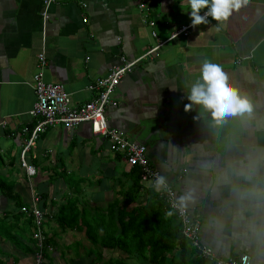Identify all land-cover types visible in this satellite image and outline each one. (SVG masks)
Returning <instances> with one entry per match:
<instances>
[{
    "label": "crops",
    "instance_id": "crops-1",
    "mask_svg": "<svg viewBox=\"0 0 264 264\" xmlns=\"http://www.w3.org/2000/svg\"><path fill=\"white\" fill-rule=\"evenodd\" d=\"M44 9V0H0V261L34 264L35 224L22 208L35 207L43 213L41 264H109L118 252L86 236L93 227L102 233L100 217L117 224L131 188L129 166L109 140L87 122L47 126L24 155L35 173L20 165L38 120L29 114L38 54L46 60L43 78L63 84L78 105L120 57L137 58L191 23L190 7L187 0H54L43 18ZM207 19L137 62L106 117L129 141L146 145L152 167L200 220L201 243L215 257L248 254L264 264V0H247L226 21ZM205 60L222 65L251 102V114L216 124L187 99ZM150 188L144 182L141 199Z\"/></svg>",
    "mask_w": 264,
    "mask_h": 264
},
{
    "label": "built area",
    "instance_id": "built-area-1",
    "mask_svg": "<svg viewBox=\"0 0 264 264\" xmlns=\"http://www.w3.org/2000/svg\"><path fill=\"white\" fill-rule=\"evenodd\" d=\"M53 1L44 0L45 9L43 10V18H46V8ZM140 6L142 7L143 4H140ZM149 24L153 26L154 21H149ZM190 26L191 23L182 25L166 40L157 39L154 45L150 46L143 55L137 58L127 59L125 56L120 57V62L116 66L105 76L98 78L94 84L90 85L91 90L95 91L93 97L78 105H72L71 97L63 84L48 82L43 78L42 69L46 64V60L44 53H39V70L34 73L32 83L36 100L29 110V114L38 118V120L30 131V137L26 146L22 149L20 165L26 169L29 175L35 173V168L28 164L24 155L33 140L37 138L39 132L44 131L47 126L61 124L65 128H72L80 123L87 122L91 125L95 134L103 135L109 140L112 152L119 153L128 165L137 166L140 169V177L143 182H148L149 185L158 190L160 197L165 202V207L175 211L181 223L183 235L198 250L201 256L215 258L217 264H254L248 254H242L236 259L215 257L211 248L201 243L199 234L201 227L200 220L196 216L191 215L188 209L180 203L175 188L165 180L164 184L160 185L159 189L157 188V178L162 176L152 167L147 156L146 145L129 141L122 132L110 126L107 121L106 110L110 106L117 105L114 91L122 77L133 71L137 62L153 53L168 40L172 39L173 36L178 34L187 35ZM151 35L155 38L157 37L155 30H151ZM24 130L27 131V128ZM22 210L32 217L35 224V231L33 233V238L35 239L34 264H41L45 241L41 230L43 213L35 207L30 211L26 207L22 208Z\"/></svg>",
    "mask_w": 264,
    "mask_h": 264
},
{
    "label": "trees",
    "instance_id": "trees-1",
    "mask_svg": "<svg viewBox=\"0 0 264 264\" xmlns=\"http://www.w3.org/2000/svg\"><path fill=\"white\" fill-rule=\"evenodd\" d=\"M128 166L132 183L131 188L125 189L123 193V210L116 217L117 224L113 216H108L105 224L104 218L100 217L102 238L97 236V227L89 228L86 232L93 245L100 244L103 249L118 252L115 258L110 257L107 262L129 264L127 259L134 258L139 262L148 261L150 264H217L215 258L201 256L183 235L175 211L165 207V202L159 197L156 188L147 190L146 199L140 198L144 187L140 170L137 166ZM0 183L4 184L3 178ZM131 203L133 206H129ZM31 220L32 217L28 218V221ZM91 251V255L94 251L95 255L101 258L99 250L91 248Z\"/></svg>",
    "mask_w": 264,
    "mask_h": 264
},
{
    "label": "clouds",
    "instance_id": "clouds-1",
    "mask_svg": "<svg viewBox=\"0 0 264 264\" xmlns=\"http://www.w3.org/2000/svg\"><path fill=\"white\" fill-rule=\"evenodd\" d=\"M187 2L190 7L191 26L196 27L207 24L209 16L216 21H226L232 12L238 11L247 0H187ZM205 8L207 11L201 15V10ZM187 99L209 111L216 124L225 123L229 117H242L252 112L251 102L231 84L222 65L208 60L202 64L200 79L192 85ZM156 184L159 189V186L164 184L163 177H158ZM180 199L183 202L186 197Z\"/></svg>",
    "mask_w": 264,
    "mask_h": 264
},
{
    "label": "rangeland",
    "instance_id": "rangeland-1",
    "mask_svg": "<svg viewBox=\"0 0 264 264\" xmlns=\"http://www.w3.org/2000/svg\"><path fill=\"white\" fill-rule=\"evenodd\" d=\"M20 225H23V223L21 222ZM103 234H104V233H103ZM29 235H30V233H29V229H28V231L26 232L25 237H24V239H25L27 242L30 241ZM97 236L101 239V238H102V233H101V232L98 233ZM106 251H111V250L106 249ZM140 264H141V263H140Z\"/></svg>",
    "mask_w": 264,
    "mask_h": 264
}]
</instances>
